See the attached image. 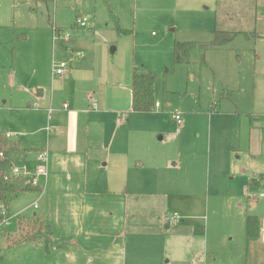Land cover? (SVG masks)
Wrapping results in <instances>:
<instances>
[{"label":"crops","instance_id":"1","mask_svg":"<svg viewBox=\"0 0 264 264\" xmlns=\"http://www.w3.org/2000/svg\"><path fill=\"white\" fill-rule=\"evenodd\" d=\"M255 1L257 17L252 30L217 27L214 32H241L246 34H239L244 39L263 42L264 0ZM227 20L232 21L230 15ZM252 60L254 79L264 78L263 56ZM73 67L66 77L45 87L31 82L28 88L19 87V97L28 96L26 106L0 108V117L33 114L25 124L0 133L17 134L10 140L20 142L24 150L17 161L22 160V167L31 171L37 165L36 154L48 152L47 179H41L38 191L20 195H37L32 209L39 214L24 217L20 211L14 216L25 220L42 217L51 227L54 241L50 254L43 244H25L6 252L34 248L41 264H169L173 253L178 257L186 253L187 264H212L225 249V241L233 242L234 232L246 235L249 216L259 221V237L249 247L264 245V198L258 196L264 188L249 185L251 180H261L264 172H244L235 145L242 134L251 151L264 148V126L257 128V118L250 111L252 100L231 95L229 90L235 89L226 87L219 105H213L214 111L188 112L179 132L170 116L178 137L170 140L171 147L158 145L146 156L144 145L127 136L136 130L129 122L130 113L135 115L131 110L132 73L122 77L112 72L107 81L99 78L78 85ZM241 87L245 95L246 87ZM27 127L36 130L29 132ZM28 136L33 141L24 145ZM227 142L231 150L221 154L219 147ZM28 182L27 178L22 187L12 183L24 188ZM211 198L218 213L210 224L206 213ZM174 214L181 217L180 222L166 223L165 218Z\"/></svg>","mask_w":264,"mask_h":264},{"label":"rangeland","instance_id":"2","mask_svg":"<svg viewBox=\"0 0 264 264\" xmlns=\"http://www.w3.org/2000/svg\"><path fill=\"white\" fill-rule=\"evenodd\" d=\"M255 4V0H0V108L26 106L28 96L19 97V87L28 88V82L36 87L58 82L68 75L73 64L78 85L99 78L107 81L112 72L122 77L131 75L137 68L153 74L155 102L165 108L151 113H130L129 122L136 130L127 136L144 145L146 156L149 149L155 151L158 145L171 147L170 140L178 137L170 120L171 113H181L185 118L188 112L196 110L212 112L226 87L235 89L229 90L231 95L257 103L251 101L250 111L257 118V128L262 129L264 78L254 79L252 59L264 58V40L239 36L227 46L205 47L214 39L217 27L227 31L252 30L257 17ZM228 15L232 21L227 20ZM79 16L90 20L87 28L73 27ZM116 21L124 33L119 32ZM55 27L70 33L69 42H54ZM176 42L196 45L189 53L179 54V63L175 60ZM77 54L82 57L77 58ZM54 61L70 63L63 77L52 78ZM241 84L246 87L245 95L241 92L243 87L239 88ZM68 89L71 91L69 85ZM23 114L0 117V131L16 129L15 126L25 124L33 115ZM35 130L27 127L26 131ZM33 138L28 136L24 145H31ZM235 145L238 165L244 172H264V148L251 151L242 134ZM219 149L221 154L228 155L230 144H221ZM206 151L205 148L202 154L206 155ZM21 161L14 162L15 166L22 167ZM26 182V178L13 179L17 187ZM37 198L35 194L20 196L10 214L20 211L24 217L39 214L40 211L32 209ZM213 201L211 198L206 213L210 224L218 213ZM16 229L3 232L5 235L0 232L4 264H41L34 248L6 252L4 236H14ZM239 233L234 232L231 244L225 241V249L218 252L217 261L212 264H264V245L255 243L249 247L256 240L248 242L244 232ZM179 257L173 253L169 264H187L186 253Z\"/></svg>","mask_w":264,"mask_h":264},{"label":"trees","instance_id":"3","mask_svg":"<svg viewBox=\"0 0 264 264\" xmlns=\"http://www.w3.org/2000/svg\"><path fill=\"white\" fill-rule=\"evenodd\" d=\"M115 19H117L114 16ZM119 32L124 33L119 22L116 21ZM239 33L215 31L214 39L208 48H220L232 43ZM196 45L192 43H179L174 45L175 60L180 62V53H189ZM155 78L150 72H143L137 68L132 72V111L135 113H151L155 108ZM20 142L7 139L5 133H0V205L9 207L21 194L38 191L28 184L24 188H17L12 182L6 179L8 169L11 164L17 161V156L23 152ZM264 180V177L261 178ZM261 180H251L249 185L252 189L260 188ZM17 229L14 236L6 235V249L20 247L25 244L44 245L46 254H50L53 246V232L49 224L40 216H35L31 220L19 218L16 221ZM259 237V221L256 217L247 218L246 239L248 242L257 240ZM2 260V259H1Z\"/></svg>","mask_w":264,"mask_h":264},{"label":"built area","instance_id":"4","mask_svg":"<svg viewBox=\"0 0 264 264\" xmlns=\"http://www.w3.org/2000/svg\"><path fill=\"white\" fill-rule=\"evenodd\" d=\"M90 24V20L85 16H79L76 19L75 25L73 27H78L80 29L87 28ZM71 39V35L69 32H62L58 28H54V42H69ZM77 58L82 57V54H77ZM70 68V63L67 62H53L52 66V74L53 77H63L66 72ZM68 106L65 105V109H67ZM161 105L159 103L155 104V110H160ZM172 119L177 125L176 132H179V126L183 123V116L180 113H174L171 115ZM48 132H53V127L47 128ZM6 137L8 140H13L14 138H17V134L8 133L6 134ZM36 168L31 171L28 168L25 167H17L15 164H11L6 179L10 182H13V179L15 178H28L29 182L28 184L32 185L34 188H39L41 186L40 181L41 179L46 180L48 177V163H49V154L47 151H40L36 154ZM27 184V185H28ZM259 198H264V190H262L259 193ZM35 209H38V204L36 203L34 206ZM18 220L17 216L11 215L9 212L8 207L5 205H0V232L5 231L9 228H11L16 221ZM181 220V217L177 214L167 216L165 218L166 223L174 225L178 224ZM262 238L264 240V223L262 228Z\"/></svg>","mask_w":264,"mask_h":264}]
</instances>
